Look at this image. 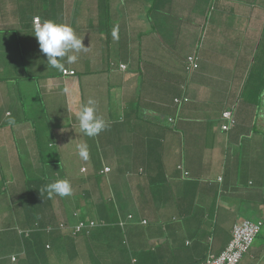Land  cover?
<instances>
[{
	"label": "crops",
	"instance_id": "crops-1",
	"mask_svg": "<svg viewBox=\"0 0 264 264\" xmlns=\"http://www.w3.org/2000/svg\"><path fill=\"white\" fill-rule=\"evenodd\" d=\"M50 1H36L41 7H35L34 0H0V166H10L6 175L0 170V187L17 178L21 166L23 169L34 163L32 179H56V169L52 168L56 159L51 157L59 156L60 147L55 144L61 143L64 133L63 145L70 146L67 139L71 136L63 127L52 129L49 117L63 122L65 115L77 114L81 105L92 98L97 103L96 114L107 124L119 123L118 132L110 126L96 137H87L78 127L79 134L73 140H101L102 144L94 150L101 160L89 167L91 172L98 169L100 176L111 175L120 186L124 182L125 187L135 185L141 189V194L133 196L128 205L141 221L142 232L139 226V231L128 237L132 253L115 245L111 252L113 259L118 258L123 264L124 257L133 259L132 254L141 253L140 250H151V257L142 259L141 264H183L185 259L191 261L189 264H204L207 256L218 254L229 243L233 226L247 219L261 221L263 226L239 264H264V95L258 93L261 78L247 74L245 77L229 74L227 78L218 75L214 68L215 60L228 54L231 46L228 41L240 37L247 44L249 35H259L264 29V0H257L258 9L242 16L245 22L241 26L236 18L247 11L245 3L249 0H147L148 4L142 0H98L102 11L93 14L78 6L87 0ZM126 3L129 10H125ZM121 13H127L123 14L126 17ZM36 17L43 23L70 20L67 24L78 38L88 44H99L100 51L104 50L99 56H106L110 63L100 72H90L81 58L78 68L67 64L65 58L64 70L75 71V75L63 76L62 71L59 73L47 65L45 54L37 51L27 56V62L34 63L29 70L19 40L29 44V54L32 48H38L32 22ZM104 18H110V25ZM155 20H159V26L152 29ZM209 31L215 43L210 51ZM13 43H17L18 54L13 52ZM184 46H188L187 53L177 54ZM196 46L206 55L208 71L200 76L193 72L184 78L185 65L179 61L184 62L198 52ZM135 55L141 64L136 62ZM96 62L105 66L103 61ZM94 64L91 59L90 65ZM120 65L126 69H120ZM165 67H172L177 75L164 76L165 70L160 69ZM23 68L27 73L16 76ZM147 71H152L148 73L151 77L155 72L163 74L158 79L160 83L152 85ZM170 82L176 83L175 89L172 90ZM163 83L168 84V95H162ZM178 84H185L191 103L180 110L171 106L156 110L147 105L149 96L151 99L157 95L164 99L172 94L177 96ZM232 92L238 100L236 123L223 132L221 114L232 103ZM33 106L36 108L33 114L48 116L47 128L46 124L40 127L26 117L25 112ZM173 116L176 120L170 124ZM138 124L143 125L141 138L135 134ZM169 127L174 133L168 132ZM168 133L172 136L168 137ZM30 138L32 147L25 143ZM198 155L200 158L196 159ZM43 162L47 165H42ZM126 162L128 166H121ZM37 163L42 167L36 166ZM105 168L110 169L109 173H103ZM87 171L86 166L81 167L82 173ZM112 188L113 193L125 189ZM60 204L68 219L72 217L75 205L62 198ZM169 210L171 216L167 215ZM181 211H189L190 217L183 220ZM14 231L10 235L17 240L19 233L28 234L23 228ZM194 248H200L199 252H192Z\"/></svg>",
	"mask_w": 264,
	"mask_h": 264
},
{
	"label": "trees",
	"instance_id": "trees-1",
	"mask_svg": "<svg viewBox=\"0 0 264 264\" xmlns=\"http://www.w3.org/2000/svg\"><path fill=\"white\" fill-rule=\"evenodd\" d=\"M257 4V0H249L245 3L247 11H243L242 14H239L236 18L239 26L243 25L245 22L242 16L247 12L251 14L254 10L258 9L256 8L258 7ZM38 7H41V4H39ZM104 21L109 25L111 23L110 18H104ZM154 26H159V20H155L152 29ZM16 35L17 37L18 35L20 36L19 33ZM244 41L245 40L240 37H234L232 41H228L231 45L227 51L228 54H226V57H221L220 60L214 59V68L218 75L227 76V78L229 74H231L232 77H245L247 74V76L251 75L261 78L260 91L258 93L264 95V29L261 30L259 35H249V39L246 41L247 44H245ZM120 45L124 46V43ZM187 49L188 46H184L183 49L177 51V54H185L187 53ZM197 50L198 52L188 56L196 60V69H191L187 60L188 57L185 58L184 62L179 61L180 65H185L183 72L184 78L193 72H198L200 76L202 72L206 73L208 71V60L205 59L206 55L202 54V49L197 47ZM134 58L138 64L142 63L136 55ZM153 60L155 61L157 58L153 56ZM255 65H257V67H254ZM141 69H143L142 66ZM151 72L147 71L146 75H149L148 73ZM162 75L163 74H158V72H155L154 77L149 75V79L152 80L151 84L155 85L160 83L158 79ZM166 75H171L170 78H174L177 72L175 69L171 68V70L164 71V76ZM202 77H206V75ZM170 84L172 90L175 89L176 83L170 82ZM162 86L165 87L162 95H168V84L163 83ZM177 87L180 91L177 96L172 97V94L166 99L157 98L158 95L151 99L149 96L147 105L149 107L152 106V108L156 110L163 109V107L166 108L167 106L174 107V110H180L183 105H188L192 100L186 93L185 84L183 86L178 84ZM215 89L217 91L219 87L216 86ZM231 97V102L233 104L231 103L232 105L230 104L221 114V120L225 112L236 114L235 111L238 106H236L238 100L235 99L234 92L231 93ZM234 117L236 118V116ZM175 120L176 118L173 116L168 122L173 124ZM171 130L172 128L169 127L168 132L174 133ZM171 133L167 134L168 137L172 136ZM164 138H166V136ZM51 164L53 163L51 162ZM42 165L46 166L47 163L43 162ZM42 165L39 163L36 164L38 167H42ZM22 170L23 169L18 172L21 174L17 173V178H13L12 181L6 183L4 187H0V202H4L5 204V208L2 210V214H4L2 218L8 220L6 223H11V227H7V225L5 227L2 226L3 228L0 229V231H13V233H15L14 230L17 228H23L28 230V234H22L20 239L18 238L19 240L16 242L20 245L21 249L15 253L6 254L3 252L2 245L6 243L2 244L3 241L0 242V245L2 244V248L0 247V264H120L118 258L113 259L111 257V252L112 249L115 248V245H119L118 248H120V250L125 247L126 251L128 249L127 253H132L128 245V237L130 239L134 236L137 231H139V226L141 232L143 228L141 229V221L136 219L137 214L135 210L134 212L131 211L127 201L117 202L113 200L110 204L111 208H107L106 205L108 200L104 199L103 201L99 199L97 197V190H82L77 192V194L75 190L72 189L71 201L72 204L75 205V208L72 217L68 219L65 214L66 210H62L61 208V197L55 196L49 198L45 191V186L56 181V179H47L44 177L35 179L30 177L31 179H29L25 174H22ZM96 171H98V169ZM96 171L93 173L92 178H94L95 175H99V172ZM13 174L14 173H12V175ZM137 188L138 192L141 191V189L139 190L140 186H137ZM5 212L7 213L6 215ZM180 217L186 220L190 217V212L183 211L180 213ZM128 218L131 219L128 220ZM79 224H83L82 228H78ZM136 228L138 230H135ZM196 245L200 247V244L197 243ZM225 248L216 255L211 254L207 256V258L204 259V263L210 256H219ZM199 250L200 248L197 250L194 248L192 252L197 253ZM140 252L141 253L137 254L134 253L135 255L132 254V256L135 257L133 259L127 257V259L124 260L126 258L124 257L123 264H141L142 259H146L147 257L149 259L152 254L151 250H140ZM245 255H243V257ZM12 257L15 258L14 261H12ZM190 262V260L185 259L183 264H189Z\"/></svg>",
	"mask_w": 264,
	"mask_h": 264
},
{
	"label": "rangeland",
	"instance_id": "rangeland-1",
	"mask_svg": "<svg viewBox=\"0 0 264 264\" xmlns=\"http://www.w3.org/2000/svg\"><path fill=\"white\" fill-rule=\"evenodd\" d=\"M36 1H40V0H34L35 7H37L39 5V3H37ZM45 1L48 2V0H45ZM53 1L54 0H51L50 2H53ZM144 2L146 4H148L147 0H142V3H144ZM126 4L127 5H125V10H129L128 5L131 4V3L129 2V4L128 3H126ZM78 6L80 8H82L83 10H90L91 12H89L88 14H93V13H96L98 11H102V10H100V8L102 7V3H98V0H87L84 4L79 3ZM113 6H114V4H113ZM133 6H135L134 2H133ZM44 9H46L47 11L49 10L48 8H45V7H44ZM112 9L114 10V7ZM123 14H127V13H121L122 17H126ZM109 16L112 18V12H109ZM126 20H128V18L127 19H121L122 22H124ZM134 20H135V22H137L135 14H134ZM24 21L26 22V20H24ZM52 21H54L56 23L67 24L70 20H52ZM80 23H82V21ZM216 28H218V26H216ZM204 33L207 34V28L205 29ZM75 34H76L77 37L79 36L77 34V32H75ZM81 34H83V33L81 32ZM138 35H137V37H138ZM212 37H213V34H212L211 31H209V33H208L209 43H207V47L209 46V48H208L209 51L212 48V44L215 45V43L212 42L211 39H210ZM9 39H11V38L9 37ZM3 42H5V39H3ZM9 43H11V42H9ZM82 43H83V45L85 47H88L87 51H82V52L75 53V54L78 56V59L81 58V61L84 60V61L87 62L86 69L88 71H90V72H100L101 70H103L105 67L108 66L110 61L106 58V56H105V58H101L99 56V52L104 51V50L100 51L101 48L99 47V44L98 45H95V43H89L88 44L85 41H82ZM0 44H1V40H0ZM11 45H12V48L14 47L13 52L18 54V52H17V43H13ZM28 46H29V44H26V43L22 42L21 40H19V47H20V50H21V54L23 56V59H25V64H27V66H28V68L30 70L31 67L34 66V63H30L29 64L27 62V56L32 55L34 52H36V53L41 52V50H40L39 46H38V48L34 47V48H32L33 52L29 54V47ZM12 48H10V49H12ZM111 50H112V47L109 49V51H111ZM95 53H96V59L94 57ZM69 54H74V53H69ZM101 55H103V54H101ZM13 57L17 58V55H14ZM91 59L95 60V64L94 65H90L91 64ZM97 60L98 61L99 60L103 61L105 66L104 65L100 66L102 63L98 64L96 62ZM79 64H80L79 60H77L75 63H73L75 68H78ZM23 66H25L24 63H23ZM172 67H165V68H161L160 70L167 71V70H170ZM254 67H257V65H255ZM101 68H103V69H101ZM120 69L125 70L126 66L125 65H120ZM26 73L27 72H26L25 68H23L21 70V72H19V74H17L16 76H22L23 74H26ZM59 73H61V71H59ZM99 77H100V75L98 76L96 81L99 80ZM131 81L132 80H129V84H131ZM98 83H99V81H98ZM97 94H99V92ZM99 97H101V94H100ZM35 109L36 108L33 106L32 110L25 112L26 113V117H28L31 121H33L35 123V125H38L40 127L43 126V124H46V128H47L48 116L39 115L37 113L33 114V111ZM263 111H264V109H263ZM64 117H65V120L63 122H56L55 120L52 119L51 116L49 117V122H51L52 129H55L56 126L57 127H63V128H65L66 133L71 136L70 140L67 139V143L68 142L71 143L70 146L63 145L64 139H62V138L64 137V135H63L64 133H62L61 143H56L55 144V145L60 147L59 156L55 155V156L51 157L52 159H56L54 161V164L52 165V168L56 169V171H55V174H56V177H57L56 180H67L70 183L72 189H74L76 193L80 192L82 190H88L89 191V190H92V189H95V190L99 191L100 193H99V195H97V197L99 199L103 200V201H104V199L108 200L107 205H106L107 208H111L110 204L112 203L113 200L117 201V202H119V201L132 202L134 200L133 196L139 194V192L137 191V188H136L135 185H130V186H126L125 187L123 185L125 183L123 182V183H121V186H120L119 184H117V181H114L112 179L111 175L109 177L95 175L94 178H92L93 172H91L92 169H90V168H93L94 165L101 160V157H99L97 155V153H95L94 150L98 149V144H102V141L101 140L97 141V140H94V139H92V140H88L87 139V140H83V141L82 140H73V136L79 134V132L76 131L77 128L79 127V121L76 118V114L75 115L74 114L73 115H65ZM118 124L117 123L107 124L108 125L107 127L110 129V126H111V128L115 132H118V131H116L119 128ZM142 127H143V125L138 124V127L135 130V134L137 136L140 135V138H141V136H142V134L144 132ZM57 137H58V133H57ZM57 137H56V139H57ZM30 140H31V138L28 141H26L25 143H26L27 146L32 147V145H31L32 142ZM112 143H113V141L111 142V144ZM81 144H87V146H88L89 158L87 160L82 159L79 156V154H78V146L81 145ZM21 146H22L21 150L23 151L24 150V148H23L24 146L23 145H21ZM59 147H57V148H59ZM109 147H111V146H109ZM198 158H200V155H198V157L196 159H198ZM34 165H35V163H34ZM34 165H31V166L33 167ZM113 165H115V164H113ZM125 165L128 166L129 163L126 162V163L122 164L121 166L124 167ZM28 166H30V165L28 164L27 167L25 166L23 168L22 174H25L27 177H29V179H31L30 178V174L32 173V170H31V166H30V168ZM85 166L88 169V171L86 173H82L81 172V167H85ZM8 167H10V166H8V164H2L0 166V170H2V173L4 171V173L6 175L7 174L6 172H8ZM21 169H22V166H21ZM68 177L70 179H68ZM123 186H124L125 189H123ZM112 187H121L120 189H123V191H122V193H118L117 190H116L115 193H113V188ZM62 199H64L66 201V203H69V205L73 206L72 201H71V197H68V198L67 197H63ZM3 208H5V204H4V202L3 203L0 202V213H1L0 214V226L1 227L2 226L5 227L6 225H8V223H6V222H8V220H6L5 218H2V216H4V214H2L3 213V211H2ZM67 208H68V206H67ZM133 210L134 209L131 208V211H133ZM6 214L7 213L5 212V215ZM167 215L171 216V211L170 210L167 212ZM172 217L174 219H177L175 214H173ZM173 218H172V220H173ZM239 219H241V218H239ZM169 221H171V220H169ZM32 226H33V224H32ZM10 233L11 232H2L0 234V242L3 241L2 244L6 243L5 245L1 244L3 246L2 250L6 254L15 253L16 251L18 252V250L21 249L20 245L16 242V241H18L17 238L14 239V237L11 236ZM1 245H0V247L2 248ZM197 264H199V263H197Z\"/></svg>",
	"mask_w": 264,
	"mask_h": 264
},
{
	"label": "clouds",
	"instance_id": "clouds-1",
	"mask_svg": "<svg viewBox=\"0 0 264 264\" xmlns=\"http://www.w3.org/2000/svg\"><path fill=\"white\" fill-rule=\"evenodd\" d=\"M36 18L39 19L41 24L37 23L35 28L33 23V28L35 29L34 36L39 43L41 52L47 57V65L49 67L63 72L65 69V58L67 64H73L78 60V56L75 53L87 51L88 47L83 45L82 40L76 36L74 29L70 25L56 23L51 20L45 21L43 23L39 17ZM191 69L194 70L196 68L191 67ZM65 91H67V89ZM95 105L96 101L90 98L86 104L81 106L80 110L76 114V118L79 121L80 130L87 137H96L107 128V123L96 114ZM230 114V119H225L222 116L223 123L221 124L220 129L223 132H227L235 126V115L233 113ZM10 123L12 122L10 121ZM224 126L228 128L224 130ZM78 154L84 160L89 158L87 144H81L78 146ZM104 170L103 173H109L105 172ZM45 191L47 192L49 198H53L55 196L63 198L72 195V187L67 180L53 181L45 186ZM243 220L239 221L238 223L242 222ZM19 235L21 236L22 233H19Z\"/></svg>",
	"mask_w": 264,
	"mask_h": 264
},
{
	"label": "built area",
	"instance_id": "built-area-1",
	"mask_svg": "<svg viewBox=\"0 0 264 264\" xmlns=\"http://www.w3.org/2000/svg\"><path fill=\"white\" fill-rule=\"evenodd\" d=\"M34 27L36 28L37 23L41 22L38 18L33 20ZM195 59L193 57L188 58V62L192 68H196ZM64 76H73L74 71L64 70L62 72ZM223 117L225 119H230V112L224 113ZM232 126V124H231ZM228 127L224 126L223 129L226 130ZM105 172H109V169L106 168ZM83 224H79L78 228H82ZM262 228V222H253L250 220H243L240 223L234 225L232 229L231 239L225 248V250L217 257L210 256L209 259L204 264H238L242 259L243 255L248 253L251 249L257 235L260 233ZM15 258L12 257V261Z\"/></svg>",
	"mask_w": 264,
	"mask_h": 264
}]
</instances>
